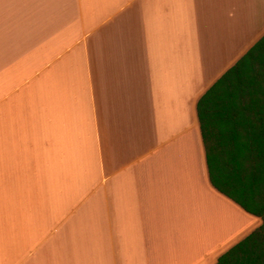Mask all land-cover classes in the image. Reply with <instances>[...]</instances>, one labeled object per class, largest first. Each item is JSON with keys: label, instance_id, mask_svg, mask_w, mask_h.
<instances>
[{"label": "crops", "instance_id": "obj_1", "mask_svg": "<svg viewBox=\"0 0 264 264\" xmlns=\"http://www.w3.org/2000/svg\"><path fill=\"white\" fill-rule=\"evenodd\" d=\"M263 35L264 0H0V264H216L260 226L196 107Z\"/></svg>", "mask_w": 264, "mask_h": 264}, {"label": "trees", "instance_id": "obj_2", "mask_svg": "<svg viewBox=\"0 0 264 264\" xmlns=\"http://www.w3.org/2000/svg\"><path fill=\"white\" fill-rule=\"evenodd\" d=\"M196 108L211 183L261 219L216 264H264V35Z\"/></svg>", "mask_w": 264, "mask_h": 264}, {"label": "rangeland", "instance_id": "obj_3", "mask_svg": "<svg viewBox=\"0 0 264 264\" xmlns=\"http://www.w3.org/2000/svg\"><path fill=\"white\" fill-rule=\"evenodd\" d=\"M256 229V228H255Z\"/></svg>", "mask_w": 264, "mask_h": 264}]
</instances>
